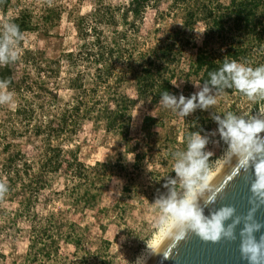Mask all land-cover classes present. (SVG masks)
<instances>
[{
  "label": "rangeland",
  "instance_id": "rangeland-1",
  "mask_svg": "<svg viewBox=\"0 0 264 264\" xmlns=\"http://www.w3.org/2000/svg\"><path fill=\"white\" fill-rule=\"evenodd\" d=\"M128 1L9 0L0 5V26L22 11L29 13L33 25L22 32L23 39L15 46L18 59L0 65L1 79H8L3 69H11L7 90L15 100V107L0 105V181L9 188L0 197V264H137L149 242L166 226L158 223L161 213L154 201L172 190L178 197L184 194L174 171L173 153L186 150L187 141L181 143L185 117L164 107L161 98L137 101L125 136L108 131L98 118H79L73 127L62 117L75 97L89 105L94 100L90 90L93 67L83 59L68 67L64 57L81 47L77 27L94 25L93 12L114 15L115 22L97 25L104 36L118 41L124 55H133L118 84L132 98H137L134 75L141 71L139 52L175 29L191 35L197 46L202 44L203 22L183 25L181 13L169 7L170 0L153 1L141 20L132 23L128 17L122 23ZM245 42L242 63L264 65V37L261 46ZM195 55L196 49L185 48L176 67L172 84L177 97L190 98L205 86L199 74L186 76ZM40 57L61 59L59 79L38 74L34 59ZM77 71L82 73L84 92L68 86ZM102 89L96 90L99 97ZM211 89L216 104L186 116L198 117L205 124V133L200 135L208 140L204 151L210 153V169L228 153L214 117L224 118L232 112L247 119L264 111V100L251 101L239 92ZM146 116L153 117L150 127ZM46 151L59 156L50 159ZM136 153L141 157L134 166ZM67 160L82 162L85 171L82 167L75 172ZM170 179L176 184H169ZM85 192L95 194L89 200L92 206H85Z\"/></svg>",
  "mask_w": 264,
  "mask_h": 264
},
{
  "label": "trees",
  "instance_id": "trees-1",
  "mask_svg": "<svg viewBox=\"0 0 264 264\" xmlns=\"http://www.w3.org/2000/svg\"><path fill=\"white\" fill-rule=\"evenodd\" d=\"M153 1L159 0H129L128 6L121 14V22H127L128 17L132 18V23L136 19L141 20L145 9ZM8 2L9 0H0V5H7ZM169 7H174L177 12L181 13L182 23L185 26L198 21L203 22L202 44L197 46L191 35L182 29H175L165 38L157 40L151 48L139 52L141 71L134 75L137 98L121 92L118 86L124 67L131 65L132 53L124 55L117 46L118 41L115 38L110 40L104 36L102 29L97 25V22L103 24L115 22L114 15L93 12L91 17L96 22L94 25H89L87 28L82 24L78 25L77 31L83 43L77 52L68 51L64 57L68 67L80 59L86 60L90 68L93 67L94 73L91 78L93 85L90 90L93 92L91 98L94 100L89 105L83 98L75 97L62 116L67 118L64 120L66 124L75 127L79 118L94 117L103 120L108 131L122 133L125 136L131 127V111L138 100L161 98L166 91L174 94L176 89L172 81L176 75L175 70L187 47L196 49V55L189 65L186 76L192 73L199 74L203 84L217 91L239 92L230 87L219 89L211 86L210 73L218 72L226 60H236L242 63L247 52L246 40L261 46L264 37V0H229L227 3L220 0H170ZM10 22L18 24L21 33L33 28L31 17L26 11H22ZM34 62L38 74L54 80L59 79L62 69L61 59L40 57L34 59ZM3 73L8 76V79L0 77V80H8L11 83V69L5 67ZM81 74L77 71L73 77L68 79V86L71 90L80 91L82 89L84 92ZM99 86L103 88L100 97L96 95ZM184 119L186 125L182 131L181 143L186 142L193 133H205V124L200 122L198 117L193 119L185 117ZM145 120L147 126L150 127L153 117L146 116ZM173 140L176 141L177 137ZM45 154L50 159L59 156L55 152L50 155L46 151ZM140 157L139 153L134 155V166L138 165ZM67 162L74 166L75 172L81 170L82 167L85 171L82 162L74 163L68 160ZM36 181L38 182V179ZM124 189L128 190V187ZM83 196L85 206H92L89 200L95 198V194L88 195L85 192Z\"/></svg>",
  "mask_w": 264,
  "mask_h": 264
},
{
  "label": "clouds",
  "instance_id": "clouds-1",
  "mask_svg": "<svg viewBox=\"0 0 264 264\" xmlns=\"http://www.w3.org/2000/svg\"><path fill=\"white\" fill-rule=\"evenodd\" d=\"M23 39L18 24L4 22L0 26V65H6L18 59V50L15 47ZM210 85L223 89L233 88L251 101L264 100V65L258 67L247 66L236 60H226L218 72L210 73ZM10 81L0 80V105L7 104L15 107L14 94L8 91ZM211 87L205 85L198 93L186 98L164 92L161 102L164 107L178 113L182 117L188 116L195 109H207L216 104V97L211 94ZM261 116H237L228 112L224 118L215 116L219 124V132L228 144L227 157L230 160L235 156L238 165L245 171L252 170L251 182L252 202L264 204V111ZM208 140L199 133H193L187 139L186 150L175 151L176 157L174 171L182 181L184 194L178 197L172 190L167 196L154 201L161 213L159 225L172 221L174 230L182 233H194L204 241L219 242L222 239L234 241L237 239L235 228L241 222V217H236L231 224L226 221L234 216L235 209L223 206L205 214V206L213 202L209 197L201 205L200 199L206 191L210 190L208 164L210 153L204 151ZM175 179H170L169 184L175 185ZM167 186V185H166ZM9 191L8 185L0 181V197ZM256 204V207H259ZM253 207L244 217V227L239 233V250L241 259L247 264H264V235L257 240L255 233L264 228V223L256 222ZM137 264H143L141 260Z\"/></svg>",
  "mask_w": 264,
  "mask_h": 264
},
{
  "label": "water",
  "instance_id": "water-1",
  "mask_svg": "<svg viewBox=\"0 0 264 264\" xmlns=\"http://www.w3.org/2000/svg\"><path fill=\"white\" fill-rule=\"evenodd\" d=\"M264 135V133H261ZM252 170L245 171L238 165V159L233 156L210 182V190L206 191L200 199L204 201L213 197V202L205 206V214L223 206L235 209L234 216L226 221L231 224L236 217L241 222L236 226L237 239L234 241L221 240L213 243L204 241L194 233H182L173 230L157 248L145 264H247L241 259L239 250V233L244 227V217L256 204L252 202L251 182ZM256 222L264 223V204H259L253 214ZM264 235V228L255 233L257 240Z\"/></svg>",
  "mask_w": 264,
  "mask_h": 264
},
{
  "label": "bare ground",
  "instance_id": "bare-ground-1",
  "mask_svg": "<svg viewBox=\"0 0 264 264\" xmlns=\"http://www.w3.org/2000/svg\"><path fill=\"white\" fill-rule=\"evenodd\" d=\"M228 161L229 159L227 155H225V157H223L222 159H220L215 163L212 169H210L209 182L212 181V179L217 175V173L223 168V166ZM174 227H175L174 223L172 221H169V223H167L166 226L163 227V229L158 231V233L154 236V238L149 242L145 254L139 259L143 262V264H145L148 261V259L162 244V242L165 240V238L169 235V233L173 230Z\"/></svg>",
  "mask_w": 264,
  "mask_h": 264
}]
</instances>
